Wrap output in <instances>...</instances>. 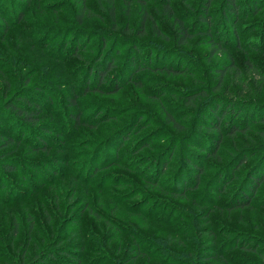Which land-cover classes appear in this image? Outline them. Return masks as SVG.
Listing matches in <instances>:
<instances>
[{
    "label": "rangeland",
    "instance_id": "rangeland-1",
    "mask_svg": "<svg viewBox=\"0 0 264 264\" xmlns=\"http://www.w3.org/2000/svg\"><path fill=\"white\" fill-rule=\"evenodd\" d=\"M80 1L0 0V107L20 98L28 80L27 87L41 89L35 95L38 106L51 113V118L44 117L33 131L44 125L53 132L48 148L36 151L28 143L30 134L18 143L15 137L20 129L15 122L1 118L0 143L9 133L16 141L0 151V163L12 162L18 171L4 173L0 167V264H27L32 256L59 244L73 251L82 249L81 264H158V251L149 252L152 259L142 256L130 262L134 256L130 235L142 244L141 251L148 252V243L155 241L154 230H178L176 235L173 232L158 236L165 240L158 244L175 255L188 257V251L197 248L213 258L205 264H264V182L248 196V207L229 206L238 199L237 191L249 175L253 176L251 172L259 167L264 171V124H250L245 135L222 136L216 158H207V153H211L207 141L216 135L202 127V116L213 102L235 99L242 103L237 125L244 115L264 113V0L256 1L260 9L254 16L248 6L250 0H238L240 6L249 8L234 29L221 17L224 0H209L212 38L196 35L186 46L176 43L173 20L163 11L164 0H151L144 8L116 0L115 31L108 5L97 0H86L88 16L81 27L77 26L75 15ZM199 3L200 0H174L170 4L173 18L194 27ZM144 19L146 35L140 37L137 33ZM151 20L166 39L151 35ZM126 27L128 34L123 32ZM233 31L238 38L235 42ZM66 37L76 38L85 51H78V57L71 56L75 45L71 43L63 51L62 39ZM102 37L119 46L114 71H121L120 77L130 74L131 70L125 69L131 55L135 63L150 57L153 69L180 66L186 73L166 75L144 69L138 73L140 87L124 84L117 94L91 92L78 96L79 106L71 113L80 114L90 123L99 113L114 119L97 129L82 126L74 131L64 98L71 96V88L80 94L86 67L98 54V40ZM212 41L224 52L211 45ZM126 44L132 45L131 50L138 48L140 54L131 53L124 47ZM230 62L235 69L226 73L220 90L215 91L219 71H227ZM78 70L83 74L76 75ZM164 91L166 94L156 100ZM201 91L205 95L197 97L194 106L187 105L186 95ZM166 114L180 128L167 124ZM140 119L142 122L125 142ZM188 144L201 145L205 151L200 153ZM100 150V160L105 164L101 162L98 172L90 176L91 164ZM170 151V167L158 182L166 192L182 189L177 179L187 173L181 161L183 152L200 155L198 160L205 169L198 189L185 198L161 194L154 184L157 164ZM244 157L247 162L235 171L236 161ZM153 206L157 210L150 213ZM169 207L178 220L187 214L192 219L158 224ZM168 217L171 215L165 219ZM14 221L19 226L16 238L12 235ZM29 225L33 229L30 233ZM203 231L208 234L203 235ZM172 236L173 242L168 243ZM180 241L184 249L177 248ZM236 242L257 246L259 254L235 248ZM225 249L228 250L223 253Z\"/></svg>",
    "mask_w": 264,
    "mask_h": 264
},
{
    "label": "trees",
    "instance_id": "trees-1",
    "mask_svg": "<svg viewBox=\"0 0 264 264\" xmlns=\"http://www.w3.org/2000/svg\"><path fill=\"white\" fill-rule=\"evenodd\" d=\"M99 4L101 3H106L108 5V14H109V20L110 24L112 27V31H115L117 26H116V16H115V8L114 4L116 0H97ZM128 5L130 3H135L141 8H144L147 3H149L151 0H122ZM174 0H164V5H163V11L167 15L168 18H171L173 20V25L175 28L176 32V43L179 46H186L188 42L193 39L196 35L200 37H206L208 39L212 38L210 35V12L209 10L212 7V3L209 0H200L199 3V8L198 12L199 14L195 15L196 16V25L194 27H187L185 26L180 19L177 17L173 18L172 15V7H171V2ZM257 0H250L248 6L252 8V15H256L258 13V10L260 9L257 6ZM238 0H224L222 3V6L220 8V13L221 17L226 25H229L234 29V25L238 19L241 18V15L244 17L247 15V9L249 8L247 5H244V7L240 6ZM81 6L75 15V23L77 26L81 27L84 24L85 18L88 16V7L86 6V0H81L80 1ZM253 4V5H251ZM196 11V10H195ZM192 11L191 12H195ZM247 18V17H246ZM145 19L142 20L140 24V28L138 30V35L140 37H144L146 35V27H145ZM193 22V19L190 20V24ZM197 27V29L195 28ZM150 30H151V35L157 38L161 39H166L164 34L160 31L158 28L156 22L153 20L150 21ZM124 33L128 34L127 27L126 29L123 30ZM195 32H197L195 34ZM236 31L232 32L233 35V41H237L238 38L235 35ZM96 36V35H95ZM217 36V34H216ZM71 44H75L74 47L72 48L73 54L71 56L78 57L79 53L78 51H85L84 48H81V44H79V41L74 38V37H66L62 39V46H63V51L67 49V47ZM214 42L212 41L210 44L211 45H216L213 44ZM61 45V44H60ZM98 46H99V52L98 54L94 57V60L92 63L86 67L84 77L82 78V87L80 94L77 93V91L74 90V88L70 89L71 96L70 97H65V104L68 107L69 111L67 112L69 119L71 120L72 124H74L75 128L74 131L78 127H86L89 129H97L98 126L102 123H107L109 120H113V117H109V115H104L101 117V113H99L97 116H94L91 123L85 119V117L82 118L80 114H75L71 113L74 112V110L79 106V100L78 96H85L87 93H101V94H117L120 90H122V87L124 84H129L134 87H140L139 83V77L138 73L142 72V70H155L154 72H163L166 75L172 74V75H183L186 73V71L182 70L180 66L177 67H171V66H163L161 68H154L150 66L151 59L148 57L145 62H139L135 63L134 60L132 59V55L130 56V60L127 63V67L125 70L129 69L131 70L130 74L125 77H120V72L121 71H114L115 68L117 67V59H114V56L120 54L119 52V46L114 40H110L109 38H100L98 40ZM217 48L221 51L224 52V49H222L221 46L216 45ZM125 48H128L129 51H132L131 53H136L140 54L139 49L135 48L131 50L132 45L126 44L124 45ZM80 48V49H79ZM62 51V52H63ZM71 52V51H70ZM145 63V64H144ZM144 64V65H143ZM224 70L219 71V83L217 87L215 88V91L220 90V86L222 83V79L226 75V73L230 70L235 69V66L232 62H230L229 69L226 71L225 68H222ZM112 73L111 75H109ZM83 74V71L78 70L76 72V75ZM29 81H25L24 84V92L21 95V97H15L19 98L17 101L15 99H11L5 104L0 107V124L2 123L3 120H9L10 123L15 122L17 129H20V132H23L22 134L19 132V134L15 137L18 141V143H23L24 141V135L25 134H30V141L28 143L32 144V147L36 149V151H43L48 148V144L52 141V131L45 127L44 125H40L37 127V129H34L36 126L39 125L41 120L44 117L51 118V113L44 112L42 109L38 106L39 103H37V96L36 94H39L41 92V89L37 88L36 90H33V87H27ZM79 94V95H78ZM163 94V95H162ZM166 92L164 91L163 93L160 92L156 100H160V97H163ZM205 95L202 91L200 94L197 95H191L188 94L186 95L185 102L187 105L194 106V100L197 97H201ZM239 101L235 99H228L226 103L222 102H213L211 103V107H209L208 111L204 116H202V127L206 129L208 132H214L216 135L215 138L208 140L207 144L209 146V152L210 154L207 153V158H216L217 157V152L222 140V136H227L229 138H234L236 135H245L247 131L250 130V124H257V125H263L264 124V113L260 112V116L252 117L251 115H244V117L241 118L239 125L236 124V120L238 117H240L241 112L243 111V105H241ZM13 113V117L12 114ZM166 122L167 124H171L173 127H179L180 126L176 123L175 119L169 115L166 114ZM2 118V119H1ZM252 118V120H251ZM100 120V123L97 125V122ZM143 119H140L138 121V124L134 127L131 128V131L129 135H127L126 141L127 142L130 138V135H133L135 132L136 127L142 122ZM211 120V122H208ZM250 120V122H249ZM31 126L32 129L28 130L27 127ZM25 126V127H24ZM224 134V135H223ZM11 133L8 134L7 139L3 142L0 143V151L4 150L5 148H8L12 144L15 143L16 140H14L11 137ZM28 136H26L27 138ZM3 138H0L2 140ZM198 139L197 141H199ZM200 144V143H199ZM192 148H197L199 149L200 153L205 151V149L201 145H193V144H188ZM63 146V145H59ZM98 156L95 157V161L92 162V173L90 176H94L96 172L99 170V165L102 162V164H105V162L101 159L102 157V151L100 150L98 152ZM172 153L173 151L168 152V154L164 157H162V162L157 164V169H156V179L157 180L154 184L155 187L160 188V193L164 195H171L172 197H181L185 198L188 193H193L198 189L199 183H200V176L204 174L205 169H203L202 164L200 163L199 156L198 154H194L191 152H183V156L181 158V161H183L187 167V173H181L178 176L177 181L181 182L182 189H176L172 188L171 192H166L165 190L162 189V186H158V182H160L161 178L164 177L165 172L167 169L170 167V161L172 160ZM240 157H242L240 155ZM97 159V160H96ZM247 158L244 157L240 161L239 159L236 161L237 166L234 167L235 171H238L246 162ZM170 163V164H169ZM0 167L4 173H16L18 171V168L15 164H12V162L9 161H1ZM98 168V169H97ZM252 175H249V177L246 179L245 183L241 186V188L237 191V196L238 199L234 200V203L231 208L232 209H241L248 207L250 204L249 200V195L253 194L258 188V186L264 182V171L261 169V167L258 168L257 171L251 172ZM216 181H219V177L216 178ZM215 180V179H214ZM7 187V185H5ZM4 186V188H5ZM3 186L1 187L2 191ZM0 191V192H1ZM175 192H178L176 195ZM239 196L241 197V200H239ZM245 197V198H243ZM194 204V202H192ZM160 208H164L163 205H159ZM149 212L151 213L154 210H157L155 206L150 207ZM216 208V207H214ZM169 212V213H168ZM177 211H175L176 213ZM149 213V214H150ZM148 214V216H149ZM162 214V213H161ZM170 214L171 217L169 219H165L166 216ZM192 219L191 217L187 215H184V217H181L179 220L176 218L175 214L172 212V208L169 207L167 208L166 212H163V215L161 216L160 220H157V223L160 224L163 223V221H167L169 223H173L178 221H186L187 219ZM177 219V220H175ZM193 222V220H192ZM168 223H165L167 225ZM30 226L29 233L33 230L32 226ZM178 230H173L172 232H164V231H156L154 230L152 233V236L154 237V240L152 243H148L149 249L148 252H145L141 247L142 244L140 242H136L135 238L130 235L131 238V249L133 254V258L131 259L130 262H135L136 258L144 256L147 259H152L150 256L149 252H154L158 251V264H199L201 262L202 264L212 262L213 258L212 257H206L209 256V253H206V251L200 252L197 248H193L191 252L188 251L187 256H181L179 254L175 255L173 253H170L164 249L162 245H159L158 243H165L164 239H158V236L162 234H169V235H176ZM187 233V232H186ZM185 233V234H186ZM19 234V226L16 221L13 222V230H12V235L13 238H16ZM184 234V235H185ZM202 234H208L207 231H203ZM157 236V237H156ZM183 236V235H182ZM172 239L169 242H173L174 237H171ZM194 239V238H193ZM213 242V248L216 244V239H214ZM183 244V245H182ZM240 244V245H239ZM236 242L233 246L235 248H239L242 251L249 252V253H254V254H259L257 252V246H253L251 244L247 243H240ZM178 249H184V243L180 241L177 243ZM135 248V249H134ZM221 248V246H219ZM80 251H73L67 247H61V245H57L55 248H46L42 250L39 254L32 256L30 261L27 264H81L79 256L82 253V249H79ZM225 249L223 251L226 252ZM210 251V250H209ZM23 256V254L21 255ZM222 255H218V258H220ZM204 259V260H203ZM203 260V261H202ZM126 264V263H124Z\"/></svg>",
    "mask_w": 264,
    "mask_h": 264
}]
</instances>
